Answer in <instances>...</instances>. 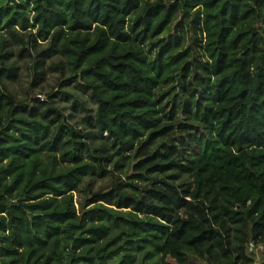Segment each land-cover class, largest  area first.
<instances>
[{"label":"trees","instance_id":"obj_1","mask_svg":"<svg viewBox=\"0 0 264 264\" xmlns=\"http://www.w3.org/2000/svg\"><path fill=\"white\" fill-rule=\"evenodd\" d=\"M115 263L264 264V0H0V264Z\"/></svg>","mask_w":264,"mask_h":264},{"label":"rangeland","instance_id":"obj_2","mask_svg":"<svg viewBox=\"0 0 264 264\" xmlns=\"http://www.w3.org/2000/svg\"><path fill=\"white\" fill-rule=\"evenodd\" d=\"M189 43V41L188 42H186L185 43V45H187ZM56 83H57V78H56V76H55V74H51V75H49L48 76V78H47V82H46V84H45V88H44V91L45 92H48V91H50L51 89H58V87H57V85H56ZM39 96H41V97H43L44 95H39ZM263 250V247L262 246H260L259 247V249L256 251V259H257V261L259 262L260 261V259H261V251ZM115 264H117V263H115Z\"/></svg>","mask_w":264,"mask_h":264}]
</instances>
